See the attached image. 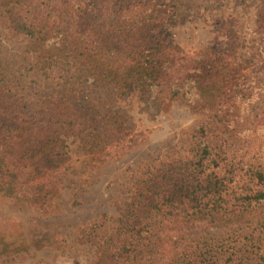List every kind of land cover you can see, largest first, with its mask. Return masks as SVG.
I'll use <instances>...</instances> for the list:
<instances>
[{
  "label": "trees",
  "instance_id": "1",
  "mask_svg": "<svg viewBox=\"0 0 264 264\" xmlns=\"http://www.w3.org/2000/svg\"><path fill=\"white\" fill-rule=\"evenodd\" d=\"M221 1L0 0V23L46 48L47 57L41 58L48 60L46 67L59 58L111 60L109 66L83 67L87 84L67 77L70 84L45 97L32 95L29 85L18 91L1 80L0 190L58 193L75 170L71 149L62 143L68 136L94 153L91 167L142 141L144 135L126 129L118 114L101 111L102 100L109 99L105 89L123 98L178 101L205 115L195 140L185 156L162 160L135 179L98 263L264 264V75L233 64L236 37L228 23L215 30L214 57L157 43L163 20L195 17ZM252 1L264 49V0ZM39 62L32 69L40 68ZM94 78L100 82L96 93L89 86ZM248 105L254 108L252 118L245 112ZM156 216L159 227L153 225ZM253 221L263 228H249ZM209 227L226 229L234 236H228L231 243L192 239L179 249L180 232ZM236 242H250L248 256L240 257Z\"/></svg>",
  "mask_w": 264,
  "mask_h": 264
},
{
  "label": "rangeland",
  "instance_id": "2",
  "mask_svg": "<svg viewBox=\"0 0 264 264\" xmlns=\"http://www.w3.org/2000/svg\"><path fill=\"white\" fill-rule=\"evenodd\" d=\"M254 5L252 0H222L195 17L188 15L178 21L165 19L156 33L157 43L188 53L205 50L214 57L215 30L222 22L228 23L236 37L233 64L242 71L253 69L257 77H263L264 49L255 28ZM46 52V48L36 45L32 39L9 32L0 23V84L6 78L8 82L2 85H13L18 91L21 85H29L32 95L45 97L58 91L60 85L70 84L65 81L67 77L76 78V84L81 86L87 84L83 67L89 71L87 67L111 64L107 57L94 58L95 61L92 57L88 61L81 58L75 62L55 58L58 61L46 67L48 60L41 59L47 57ZM35 60L40 61V68L34 70L31 64ZM16 75L20 76L18 84L14 80ZM89 86L96 93L100 82L94 78ZM105 90V97L109 99L102 100L101 111L118 114L126 129L144 135L142 141L119 157L91 167L88 158L94 153L84 150V145L79 146L77 139L68 136L62 143L71 149L69 154L75 160V170L58 193L54 188L47 194L38 188L32 189L33 192L23 187L10 193L0 190V264H99L97 258L103 241L114 228L119 208L134 190L135 179L162 160L185 156L195 140L198 123L205 118L191 105L178 101L155 100L145 95L123 98L114 89ZM253 111V105H248L245 110L248 118H252ZM159 218L155 217L154 227L161 225ZM94 223L98 224L92 230ZM248 225L259 230L263 226L254 221ZM242 231L249 233L247 227ZM237 232L241 233V229ZM180 233L179 249L193 244L192 239H224L231 243L228 236L234 237L219 227ZM236 245L240 246V257L248 256L250 242L246 245L236 242Z\"/></svg>",
  "mask_w": 264,
  "mask_h": 264
}]
</instances>
